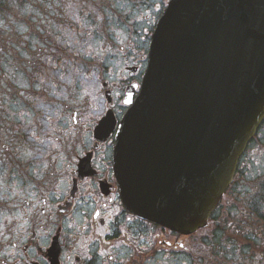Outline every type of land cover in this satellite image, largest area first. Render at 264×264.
Wrapping results in <instances>:
<instances>
[{
	"label": "flooded vegetation",
	"instance_id": "obj_1",
	"mask_svg": "<svg viewBox=\"0 0 264 264\" xmlns=\"http://www.w3.org/2000/svg\"><path fill=\"white\" fill-rule=\"evenodd\" d=\"M169 1L0 0V264H264V121L204 228L124 204L116 134Z\"/></svg>",
	"mask_w": 264,
	"mask_h": 264
},
{
	"label": "water",
	"instance_id": "obj_2",
	"mask_svg": "<svg viewBox=\"0 0 264 264\" xmlns=\"http://www.w3.org/2000/svg\"><path fill=\"white\" fill-rule=\"evenodd\" d=\"M264 121V0H171L117 132L126 207L184 233L206 226Z\"/></svg>",
	"mask_w": 264,
	"mask_h": 264
}]
</instances>
